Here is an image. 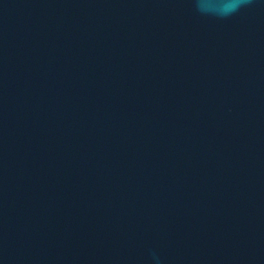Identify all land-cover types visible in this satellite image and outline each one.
<instances>
[{"label":"water","instance_id":"95a60500","mask_svg":"<svg viewBox=\"0 0 264 264\" xmlns=\"http://www.w3.org/2000/svg\"><path fill=\"white\" fill-rule=\"evenodd\" d=\"M264 264V0H0V264Z\"/></svg>","mask_w":264,"mask_h":264},{"label":"clouds","instance_id":"9594fccd","mask_svg":"<svg viewBox=\"0 0 264 264\" xmlns=\"http://www.w3.org/2000/svg\"><path fill=\"white\" fill-rule=\"evenodd\" d=\"M196 12L202 16L224 19L238 12L250 0H193ZM153 264H160V258L152 255Z\"/></svg>","mask_w":264,"mask_h":264}]
</instances>
